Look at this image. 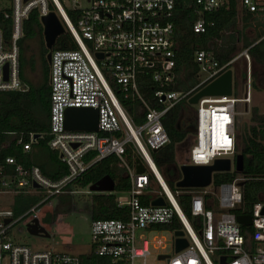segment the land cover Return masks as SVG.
<instances>
[{
    "label": "built area",
    "instance_id": "obj_1",
    "mask_svg": "<svg viewBox=\"0 0 264 264\" xmlns=\"http://www.w3.org/2000/svg\"><path fill=\"white\" fill-rule=\"evenodd\" d=\"M64 8L60 0H9L5 18L11 20L12 34L8 44L0 29V91H23L20 78L18 40L22 22L37 8L39 19L46 15L48 2L54 6L65 32L77 44L76 49H52L50 56V111L47 146L58 153L66 173L59 178L46 176L39 166H25L14 156L0 157V193L40 194V199L19 215L11 208L0 207V264H81L80 258L67 251L46 248L34 251L28 244L13 238L12 228L22 222L37 220L47 202L61 195L89 192L75 184L91 164L110 155L122 164L129 187L116 192L119 207L127 208L125 219H92L89 225L91 252L109 257L116 264H155L147 261L153 249L165 248L164 235L153 236L138 230H165L163 225L177 223L171 233V252L158 253L163 264H264V202L257 201L247 214L251 231H243L231 212L242 203L241 181H231L188 191L190 217L154 163L151 152L169 142L163 117L174 105L188 100L197 91L228 69L239 56L249 60L247 49L221 64L211 49H197L195 60L200 67V81L192 89L181 92L171 88L175 83V40L171 21L178 0H68ZM228 0H193L192 30L204 33L207 22L203 14L213 12ZM245 12L264 9V0H239ZM101 54L98 57L97 54ZM6 65V78L4 66ZM148 75L152 84L154 107L140 91L138 78ZM134 99L141 103L143 120L135 124L121 103ZM251 100V70H246L243 97H201L194 108L193 139L180 165H210L215 159H229L232 172L237 154L234 119L236 103ZM194 106V105H193ZM91 107L97 110V131L67 130L64 126L66 108ZM33 135V134H32ZM22 136L16 143L24 151L31 148ZM42 138V135L36 138ZM35 140V141H36ZM34 141V142H35ZM131 144L137 156L130 164L125 156ZM0 142L1 151L6 148ZM95 152L90 160L86 156ZM61 154V156H60ZM141 164L143 172H137ZM212 174V181H213ZM179 188V187H178ZM115 190L106 191L114 193ZM162 198L163 205L152 202ZM147 201V204L143 200ZM8 219L7 222L5 220ZM182 231L181 236L174 234ZM177 238L186 246L175 250ZM139 243V244H138ZM163 256V257H160Z\"/></svg>",
    "mask_w": 264,
    "mask_h": 264
},
{
    "label": "trees",
    "instance_id": "obj_2",
    "mask_svg": "<svg viewBox=\"0 0 264 264\" xmlns=\"http://www.w3.org/2000/svg\"><path fill=\"white\" fill-rule=\"evenodd\" d=\"M8 2L9 0H0V29L6 44L9 43L12 34L11 20L4 17V13L9 10ZM192 2L193 0H178L171 19L174 26L175 40V83L171 88L181 92L192 89L200 81V67L195 60L197 49H211L219 63L227 62L239 50V47H237L238 37L230 31L232 29L235 32L237 31L235 28L237 20L248 26L252 23V20H255L254 14L264 10L260 8L255 12H244L243 15L239 16L237 10L239 0H228L227 4L217 10L203 14L207 22L206 31L195 33L191 27L195 17L191 6ZM48 9L50 11L54 10L51 2H48ZM239 33L240 31H238ZM263 35L264 29L257 33L255 40L246 38L241 48H246L253 61L264 68ZM34 38L39 39L41 47L39 56L41 80L37 84L28 81L22 69L23 56L25 57V46L22 43L24 40ZM259 38L261 39L254 43ZM17 44L19 47L20 78L26 89L23 91H0V142L7 143L6 148L1 151L0 157L11 155L25 166L37 165L46 176L56 179L66 173L67 167L65 163L60 161L58 153L50 150L47 146L50 111V65L46 59L48 49L44 44L42 25L37 8L32 9L28 17L23 20L22 36ZM76 48L77 44L71 34L64 32L57 37L52 49ZM28 65L30 69H34V60L29 58ZM242 77L245 78V74ZM252 83L256 88L257 82L253 81ZM259 83L262 84L260 89L264 90V79L261 78ZM138 84L144 98L154 107H160L153 101L152 84L149 76H140ZM196 91L197 89L193 93ZM121 103L135 124L142 122V107L138 100L121 99ZM184 105L191 107L187 100L180 101L170 108L163 117V126L168 134L169 142L163 147L152 151L151 156L168 186L174 192L178 191L177 199L185 213L190 217L188 209L189 195L187 192L195 189L176 187V182L181 178L176 160V146L185 138L180 126L181 111ZM250 121L251 124L248 127L243 126V131L240 132L236 116L234 119L237 138L236 151L243 155L242 171L213 174V185L231 181L237 175L243 177L241 181L242 203L231 210L235 215L247 214L255 202H264V113L259 112L257 107H253ZM36 133L42 135V138L31 142L30 150L24 151L22 146L16 143L17 136H22L23 141L27 142L31 139L30 135ZM94 154L95 152H90L86 156V160H90ZM125 156L130 164L136 161L137 156L131 144L126 145ZM105 175H109L113 179L115 192L90 194L89 203L85 206L90 221L99 218L125 219L127 217V208L119 207L115 200L116 192L126 191L129 187L125 170L116 156L110 155L91 164L75 184L79 188H86ZM23 194L19 193L15 197V204H13L12 209L16 216L35 203L32 198L25 199ZM143 202L147 204L145 199ZM70 208L71 204L67 209ZM161 228L178 230L180 226L175 222L163 225ZM242 229L248 233L251 231L250 227L242 226ZM80 260L81 264H115L111 258L98 256L92 252L82 256Z\"/></svg>",
    "mask_w": 264,
    "mask_h": 264
},
{
    "label": "rangeland",
    "instance_id": "obj_3",
    "mask_svg": "<svg viewBox=\"0 0 264 264\" xmlns=\"http://www.w3.org/2000/svg\"><path fill=\"white\" fill-rule=\"evenodd\" d=\"M62 6L64 8H68L70 2L68 0H60ZM251 27H255L253 32L245 26L244 22L240 20L236 22V32L235 30H230L232 33L238 37V31L243 30L245 27V32L248 31V37L250 40H255L257 33L264 29V16L258 17L256 20L251 21ZM255 30V32H254ZM243 40L240 42L237 41V47L239 50L236 55H240V53L244 50L242 49ZM25 46L22 69L24 75L34 84H37L41 80V72H40V53L41 47L38 38L24 40L23 43ZM235 55V56H236ZM31 58L35 62L34 69H30L28 65V59ZM250 67L251 70V80L252 82H257V87L255 88L253 83L251 84V101L246 105L243 102H239L236 104V118L238 129L240 132L243 131V126L248 127L251 124L250 115L253 107H257L259 112L264 113V90H259L261 87L260 80L264 79V68L259 64H256L251 56H249V60H247L244 56H239L237 60L233 63V69L238 68L239 71L245 72V78H237L233 73V96L235 97H243L245 92V81H246V70L247 67ZM254 73V75H252ZM253 76V77H252ZM255 76V77H254ZM258 79V81H256ZM192 107V106H191ZM195 108V105L193 106ZM187 106L184 105L181 112H184L182 116L181 125H185L187 119L185 118V113H187ZM183 135L186 136V132H182ZM190 146L189 141H185L181 144H178L176 147V159L177 162H180L186 158V152L188 147ZM82 191V189H81ZM25 199L35 200L37 202L40 199L39 193H26L23 194ZM63 201L60 202L59 205L56 199H52L47 202L39 211L41 224L47 226L49 237H45L43 235H31L28 233L25 223L22 222L16 224L12 228V234L15 237V240L18 242H23L31 246L32 249L36 250L43 247H54L56 250L61 248L60 242L66 243L69 241L72 244L75 252H84L86 251L88 245L90 244V235H89V224L90 219L88 217V213L84 211V208L89 203V195L84 194V192H78L72 195H63ZM12 202V196L7 194H0V207L2 208H10ZM87 202V203H86ZM71 204V208L67 209ZM50 221L52 223H50ZM144 233L147 239L153 240V236L164 235L166 238V247L165 248H157L153 249L151 247V255L148 256L147 261L155 264H163L162 261L157 259L158 253H170L171 252V239L172 235L167 229L158 231H142L138 230L136 235ZM139 244V243H138ZM140 259L136 260V263L139 264Z\"/></svg>",
    "mask_w": 264,
    "mask_h": 264
},
{
    "label": "water",
    "instance_id": "obj_4",
    "mask_svg": "<svg viewBox=\"0 0 264 264\" xmlns=\"http://www.w3.org/2000/svg\"><path fill=\"white\" fill-rule=\"evenodd\" d=\"M42 25V35L45 47L48 49L46 54L47 62L50 63L51 50L59 35L65 32L59 18L54 11L48 12L40 17ZM101 57V54H97ZM6 78V65L4 66ZM233 73L238 78V74L232 68L226 69L222 74L214 80L196 91L188 100L187 103L191 106L195 105L199 98L209 96H232L233 94ZM97 110L91 107L74 108L69 107L65 110L64 126L67 130L76 131H97ZM40 134H33L32 141L34 142ZM155 151V149H153ZM61 156V154H60ZM231 168L229 159H215L210 165H180L178 167L181 178L176 182V187L179 188H204L211 184L212 174L214 172L229 171ZM243 169V155L237 153L235 156V170L241 172ZM137 172H143V166H136ZM90 192H104L114 190V181L109 175H105L88 187ZM153 205H163L162 198H157L152 202ZM264 213V205L262 208ZM8 219L5 220L7 222ZM236 221L244 226L251 224L249 215H237ZM27 231L31 235L48 236L44 227L38 225L37 220H33L26 225ZM175 235L181 236L182 231H175ZM186 246L184 238H177L175 241V250L179 251ZM163 257V256H160Z\"/></svg>",
    "mask_w": 264,
    "mask_h": 264
},
{
    "label": "crops",
    "instance_id": "obj_5",
    "mask_svg": "<svg viewBox=\"0 0 264 264\" xmlns=\"http://www.w3.org/2000/svg\"><path fill=\"white\" fill-rule=\"evenodd\" d=\"M237 10H238V13H239V16H241V15H243V13L245 12V11H243L242 9H241V7H240V5H239V2H238V4H237ZM262 16H264V10H261V11H259L258 13H256V14H254V17H255V20L258 18V17H262ZM250 24H252V23H250ZM250 24L247 26V28L248 29H250L251 30V33L253 32V29H255V27H251L250 26ZM246 28V27H245ZM244 28V29H245ZM253 28V29H252ZM241 30L240 31V33L238 34V41L240 42L241 40H243V42H244V40L246 39V38H248V39H250L249 37H248V31H246L245 32V30ZM262 31V30H261ZM254 32H255V30H254ZM264 36V35H263ZM262 36V37H263ZM261 37V38H262ZM261 38H259V39H257L254 43H256V42H258ZM242 42V43H243ZM243 49H246V48H243ZM229 68H232L233 69V64L229 67ZM235 71H236V73L238 74V72H237V69H234ZM251 84H252V80H251ZM259 90H262V89H259ZM251 95H252V92H251ZM233 96V95H232ZM233 97H235V96H233ZM239 98V97H238ZM251 101V100H250ZM245 104V103H244ZM246 105V104H245ZM186 141V138H184L183 139V141L181 142V143H183V142H185ZM5 145L7 144L6 142H3ZM181 143H179V144H181ZM191 144V143H190ZM177 147V146H176ZM176 152H177V150H176ZM237 153H239V152H237ZM177 160V159H176ZM178 164H179V162H178ZM234 171L235 172H237L236 170H235V166H234ZM238 173V172H237ZM90 186V185H89ZM89 186H87L86 188H79V189H82V190H84V191H86V189L89 187ZM88 191H89V189H88ZM30 193H35V192H30ZM91 193H95V192H84V194H88L89 195V197H90V194ZM100 193H106V191H104V192H100ZM0 194H7V195H11L12 196V202H11V206H10V208L12 209V207H13V204H15V197H16V195H18L19 193H15V192H5V193H0ZM24 194H26V193H24ZM64 195H68V194H64ZM65 197H63V195H61L60 197H58L57 198V201H58V204L57 205H59L60 204V202L61 201H63V199H64ZM71 199V198H70ZM72 200V199H71ZM262 202V201H261ZM87 203V202H86ZM13 210V209H12ZM84 211L85 212H87L86 210H85V208H84ZM88 217H89V214H88ZM50 223H52L51 221H50ZM90 225V224H89ZM42 227H44V229L46 230V232L48 231V228H47V226H45V225H43L42 224ZM48 233V232H47ZM45 237H49V234H48V236H45ZM13 238H14V240H15V237H14V235H13ZM18 242V241H17ZM21 243H23V242H21ZM60 244V246H61V248H59V250H56L54 247H43V248H39V249H36V250H34V251H40V250H43V249H46V248H51V249H53V250H55V251H67V252H70V253H73V254H75V255H77L80 259H81V257L82 256H84V255H86V254H89L90 252H91V248H92V244H91V240H90V244L88 245V247H87V249H86V251H84V252H75V250H74V248L72 247V244H70L69 243V241L68 242H66V243H62V241L59 243ZM30 246V245H29ZM31 247V246H30Z\"/></svg>",
    "mask_w": 264,
    "mask_h": 264
},
{
    "label": "flooded vegetation",
    "instance_id": "obj_6",
    "mask_svg": "<svg viewBox=\"0 0 264 264\" xmlns=\"http://www.w3.org/2000/svg\"><path fill=\"white\" fill-rule=\"evenodd\" d=\"M237 69L238 72V79L241 78L243 76V74L245 72L243 71H239L238 68ZM187 106V105H186ZM187 113H185V118L187 119L186 124L181 126V129L183 132H186V141H189L190 143L192 142L193 139V130H194V108H191L189 106H187ZM184 115V112H181V116Z\"/></svg>",
    "mask_w": 264,
    "mask_h": 264
}]
</instances>
